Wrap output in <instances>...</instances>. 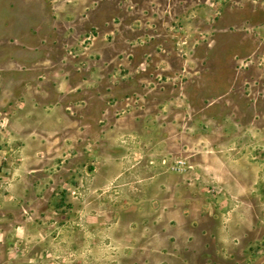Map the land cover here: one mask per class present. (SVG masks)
Instances as JSON below:
<instances>
[{
  "label": "rangeland",
  "instance_id": "obj_1",
  "mask_svg": "<svg viewBox=\"0 0 264 264\" xmlns=\"http://www.w3.org/2000/svg\"><path fill=\"white\" fill-rule=\"evenodd\" d=\"M153 14L133 43L152 48L135 67L143 90L97 106L92 126L78 104L45 119L16 103L26 68L15 0H0V55L14 63L0 68V264H264V0H196L193 22ZM97 37L64 61L83 70ZM236 128L237 151L220 133ZM232 152L243 185L221 184Z\"/></svg>",
  "mask_w": 264,
  "mask_h": 264
},
{
  "label": "crops",
  "instance_id": "obj_2",
  "mask_svg": "<svg viewBox=\"0 0 264 264\" xmlns=\"http://www.w3.org/2000/svg\"><path fill=\"white\" fill-rule=\"evenodd\" d=\"M128 2L133 4L135 10L119 7L121 3ZM195 5L196 0H15V62L26 68L23 73L15 70V89L21 92L16 103L24 102L28 112L41 105L39 111L44 113L45 119L49 113L52 115L58 110L65 112L66 106L78 104L81 105L78 108L81 124L87 121L89 110L94 114L97 112L92 117L93 126L94 122L99 121L97 106L143 90L145 74L137 72L135 67L152 48L133 43L144 35L142 27L146 22L157 19L153 9H168L177 18L183 21L192 19L193 22ZM113 19L117 23L112 22ZM157 23L161 24L160 31L165 33L167 21L162 18ZM91 28L97 30L98 37L87 58V66L77 71L73 61H64V49L68 45L79 44L85 32ZM0 68H14V63L3 61L0 55ZM194 69L189 68L191 71ZM229 70L218 68L220 75L217 79L221 82L228 80L223 75ZM231 87L226 86L219 96L227 95ZM20 98L22 102H19ZM146 98L149 104L158 102L156 94ZM61 119L69 121L66 115ZM132 131L115 128L107 133L118 137ZM220 133L225 134L226 138H237L241 137L239 133L242 131L236 128L221 130ZM251 135L258 137L256 130ZM228 145L238 150L232 138ZM234 154L232 152L230 158L226 157V160L218 163L222 170L221 184L226 186L244 183L238 169L231 172L233 169L228 167L234 162L242 169L234 160ZM230 174L234 176H228Z\"/></svg>",
  "mask_w": 264,
  "mask_h": 264
},
{
  "label": "built area",
  "instance_id": "obj_3",
  "mask_svg": "<svg viewBox=\"0 0 264 264\" xmlns=\"http://www.w3.org/2000/svg\"><path fill=\"white\" fill-rule=\"evenodd\" d=\"M91 38H92V35L89 34V35L85 38L84 41H86V40H91ZM126 100H129V98H127Z\"/></svg>",
  "mask_w": 264,
  "mask_h": 264
}]
</instances>
